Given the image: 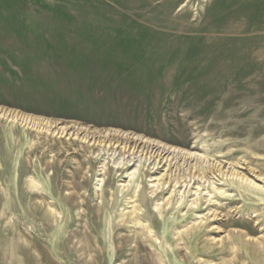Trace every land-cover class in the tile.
Listing matches in <instances>:
<instances>
[{"label": "rangeland", "instance_id": "374dc122", "mask_svg": "<svg viewBox=\"0 0 264 264\" xmlns=\"http://www.w3.org/2000/svg\"><path fill=\"white\" fill-rule=\"evenodd\" d=\"M0 264H264V0H0Z\"/></svg>", "mask_w": 264, "mask_h": 264}, {"label": "bare ground", "instance_id": "6f19581e", "mask_svg": "<svg viewBox=\"0 0 264 264\" xmlns=\"http://www.w3.org/2000/svg\"><path fill=\"white\" fill-rule=\"evenodd\" d=\"M130 141V140H129ZM137 141V143H138V141H140V140H136ZM137 143H135L134 142V144H135V146H131V150H136L137 149ZM143 143V142H142ZM146 143V142H145ZM112 144V143H111ZM126 145H128V143L126 144ZM130 147V146H129ZM147 147V149H149V148H155V147H157V148H161L160 146H158V145H154V144H152V143H150L149 144V146H146ZM130 149V148H129ZM139 150V149H138ZM166 151V150H165ZM154 152V151H153ZM151 153V154H154V155H156L157 156V160H155V161H158V162H160V161H163L164 163L163 164H165V162H167V161H169V157L167 156L168 155V153L166 152V153H164V152H158V150L157 151H155L154 153ZM130 155V154H129ZM135 155V154H134ZM166 156V157H165ZM165 160V161H164Z\"/></svg>", "mask_w": 264, "mask_h": 264}]
</instances>
